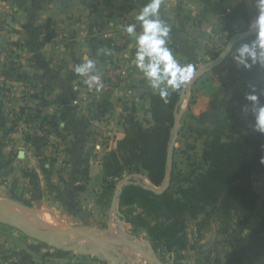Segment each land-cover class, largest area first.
I'll use <instances>...</instances> for the list:
<instances>
[{
    "label": "crops",
    "instance_id": "0c3cea01",
    "mask_svg": "<svg viewBox=\"0 0 264 264\" xmlns=\"http://www.w3.org/2000/svg\"><path fill=\"white\" fill-rule=\"evenodd\" d=\"M147 2L0 0V195L65 204L92 221L103 158L123 138L130 119L151 122L146 93L156 90L130 63L140 32L134 18ZM160 14L171 26L169 46L181 63L193 66L171 130V161L182 145L207 134L251 133L255 110L264 106V65L249 59L251 67L245 68L234 57L252 43L239 33L253 29L255 0H162ZM131 23L136 31L126 35L123 28ZM85 57L96 61V72L118 63L125 79L104 91L89 89L85 77L72 71ZM249 95L257 101H249ZM78 185L84 190H76ZM256 192L255 208L245 218L236 217L227 233L218 231V220L200 231L193 222L191 248L183 252L194 257V264H264V192ZM43 248L0 226V264H103ZM207 248L208 254L201 253Z\"/></svg>",
    "mask_w": 264,
    "mask_h": 264
},
{
    "label": "trees",
    "instance_id": "16d2710c",
    "mask_svg": "<svg viewBox=\"0 0 264 264\" xmlns=\"http://www.w3.org/2000/svg\"><path fill=\"white\" fill-rule=\"evenodd\" d=\"M223 24V30L226 31ZM231 35H228L230 37ZM255 35L245 37L253 42ZM158 91H148L151 122L132 118L125 125V135L116 148L102 160L105 195L115 183L109 178L121 173H138L150 186L131 178L118 194V209L123 220L146 233L152 251L160 257L182 253L191 248L188 228L195 222L197 230L207 229L218 220L220 233H227L236 217L245 218L258 200L253 179L264 174V134L254 130L223 138L207 134L201 141L202 166L190 179L173 183L169 157L171 130L179 107L180 90L173 91L165 104ZM169 184L156 191L166 179ZM76 190H84L83 185ZM97 202H101L100 197Z\"/></svg>",
    "mask_w": 264,
    "mask_h": 264
},
{
    "label": "rangeland",
    "instance_id": "374dc122",
    "mask_svg": "<svg viewBox=\"0 0 264 264\" xmlns=\"http://www.w3.org/2000/svg\"><path fill=\"white\" fill-rule=\"evenodd\" d=\"M200 152L201 141L198 140L185 143V145H182V149L179 148L178 151L173 153L172 179L174 184L190 179L192 173L197 171V169L202 166V162L200 161ZM169 169L170 167L168 168V174L163 184L160 187L154 188L156 191H160L162 187L168 186ZM255 177L253 182L256 190L261 195L264 192V175H258L259 179ZM131 178L136 179L137 182L143 183L147 186L151 185L144 175L138 173L128 174L124 172L121 173L118 178H109V181L115 183L114 188L111 193L105 195L106 192H104L102 184L100 185L98 193L96 194V200L100 197L101 202H97L98 207L96 208L95 214L91 217V222H88V213H78V215H74L72 210H69L65 204L57 206L54 205V202L51 205L41 204L37 201L31 202L21 199H10L2 195H0V203H10L11 201V203L16 202L17 204L24 206L26 214L28 213L27 216L30 214L28 217H24L22 216L23 214L19 213H9L19 216L20 218L24 217L22 218L23 220L28 219L26 222L40 231L50 233L59 230L62 231L66 228H77L84 230L102 240H110L113 249L120 254L119 264H194V257L187 252L170 253L163 257L158 256L152 251L146 233L142 230L133 229L132 226L123 220L117 205L118 197L115 198V204L112 203V200L115 196L117 187L128 183ZM30 211L34 212L31 214ZM36 212L46 216L48 218V222L46 223L40 221L39 217L35 216ZM35 217H37V220ZM29 220L32 221V223ZM210 222V224H214V220ZM1 225H3L5 229H16L18 232L25 234L33 241L41 243V247H44L43 249H52L53 251L64 253L66 255V259H72L75 255H77V257H88V263L94 260L97 263L111 264L97 252L87 254L79 250L64 251V247H68L72 244H77L80 248L84 249L95 248L94 243L83 236H79L77 234L55 236V239L58 241V247H55L50 242H39L38 240L33 239L18 228L12 221L2 219L0 217V226ZM192 225H194L193 222L190 223L189 228ZM104 250L108 252L107 248H104ZM208 251L210 252L211 250L207 248L206 250L201 251V253L206 252L208 254ZM186 260H189L191 263Z\"/></svg>",
    "mask_w": 264,
    "mask_h": 264
},
{
    "label": "clouds",
    "instance_id": "9594fccd",
    "mask_svg": "<svg viewBox=\"0 0 264 264\" xmlns=\"http://www.w3.org/2000/svg\"><path fill=\"white\" fill-rule=\"evenodd\" d=\"M162 0H148L135 16V21L140 25V32L135 36V56L130 61L144 82L153 90H159L158 96L165 103L173 91L180 90L192 77L193 66L189 63H181L173 48L169 46V32L171 26L161 19L160 8ZM257 16L249 25L255 29L256 38L251 45L245 44L237 49L234 57L238 64L245 68L252 64L264 65V0H255ZM126 35L136 31V24L124 26ZM104 54H110L105 49ZM72 71L81 77H87L84 84L89 89L100 91L104 85L96 72V61L85 57L84 62L73 66ZM163 86V87H162ZM249 101L255 103L256 95L247 96ZM254 128L264 134V106L255 110ZM264 163V161H262Z\"/></svg>",
    "mask_w": 264,
    "mask_h": 264
},
{
    "label": "water",
    "instance_id": "95a60500",
    "mask_svg": "<svg viewBox=\"0 0 264 264\" xmlns=\"http://www.w3.org/2000/svg\"><path fill=\"white\" fill-rule=\"evenodd\" d=\"M252 33H255V29H249L247 31H243L239 33V37H247L251 35ZM234 39L231 40V42L225 47L224 51L220 54L219 60H223L228 52L231 49L232 44L234 43ZM184 89L180 90V93L183 94ZM169 157H170V145H169ZM165 181V180H164ZM163 181V182H164ZM163 184V183H162ZM124 185V184H123ZM122 185L117 187L115 196L113 198L114 202L116 201V197H118L119 191L121 189ZM165 188V187H162ZM0 217L2 219L10 220L12 221L18 228H20L24 233L32 237L33 239L38 240L39 242H50L55 247H58V241L55 239V236L59 235H66V234H77L79 236H83L87 239H89L91 242L94 243L95 248H80L77 244H72L68 247H64V251H70V250H79L83 253L91 254V253H100L105 259H107L111 264H119V252L115 251L112 247L110 240H102L84 230H80L77 228H66L62 231H56V232H50L46 233L43 231H40L33 226L29 225L26 221H24L19 216H16L14 214L6 212L2 207H0ZM104 248L108 249V252L104 250Z\"/></svg>",
    "mask_w": 264,
    "mask_h": 264
},
{
    "label": "built area",
    "instance_id": "2783aa9c",
    "mask_svg": "<svg viewBox=\"0 0 264 264\" xmlns=\"http://www.w3.org/2000/svg\"><path fill=\"white\" fill-rule=\"evenodd\" d=\"M208 30H211V27L208 28ZM251 45V44H250ZM9 51L10 48L8 47ZM95 74H98L101 78V81L104 85L102 91L107 90L110 87L116 86L120 83H122V81L125 79L126 77V71L124 70V68L122 66H120L118 63L113 62L110 64H107L101 71L95 72ZM85 79H87V77H85ZM4 92H6V94H11V91H6L4 90ZM14 96H18L17 93H14ZM86 96H82V100H86Z\"/></svg>",
    "mask_w": 264,
    "mask_h": 264
},
{
    "label": "bare ground",
    "instance_id": "6f19581e",
    "mask_svg": "<svg viewBox=\"0 0 264 264\" xmlns=\"http://www.w3.org/2000/svg\"><path fill=\"white\" fill-rule=\"evenodd\" d=\"M2 202V201H1ZM16 203V202H15ZM15 203H11V201H10V203H0V207H2L4 210H6V212H12V213H19V214H23L22 216H27V214H26V209H25V207L24 206H22V205H20V204H15ZM31 212V211H30ZM34 212V211H33ZM33 212H31V214L33 213ZM30 215V214H29ZM28 215V216H29ZM34 215V214H33ZM27 216V217H28ZM32 216V215H31ZM35 216H38L39 217V219H40V221H42V222H48V218L46 217V216H44L43 214H40V213H35ZM24 217H21V218H24ZM30 218V217H29ZM31 218H33V217H31ZM36 218V220H37V217H35ZM25 221H27L26 219H24ZM35 220V219H34ZM30 221V220H29ZM31 223H32V221H30ZM37 222V221H36ZM28 223V222H27ZM38 223V222H37ZM41 224H44V223H41ZM40 224V225H41Z\"/></svg>",
    "mask_w": 264,
    "mask_h": 264
}]
</instances>
